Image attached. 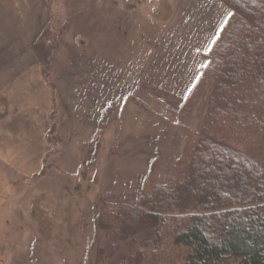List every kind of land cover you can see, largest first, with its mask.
I'll return each mask as SVG.
<instances>
[{
    "label": "rangeland",
    "instance_id": "1",
    "mask_svg": "<svg viewBox=\"0 0 264 264\" xmlns=\"http://www.w3.org/2000/svg\"><path fill=\"white\" fill-rule=\"evenodd\" d=\"M46 6L50 22L34 47L42 68L48 63L43 74L55 97L50 49L65 35L87 42L81 58L69 47L58 53L71 88L62 100L89 115L70 118L60 133L56 123L67 110L51 107L58 121L49 122L47 151L34 175L0 161V264H101L97 254L110 238L104 206L134 202L150 181L164 183L182 168L201 101L186 98L195 86L199 95L209 89L197 86V77L210 38L231 10L221 0H46ZM121 6L137 9L133 22ZM169 224L167 218L161 228ZM142 236L133 240L143 243ZM130 238L122 237L103 264H118Z\"/></svg>",
    "mask_w": 264,
    "mask_h": 264
},
{
    "label": "trees",
    "instance_id": "2",
    "mask_svg": "<svg viewBox=\"0 0 264 264\" xmlns=\"http://www.w3.org/2000/svg\"><path fill=\"white\" fill-rule=\"evenodd\" d=\"M221 1L234 16L198 74L209 89L186 98L201 101L183 166L134 202L104 206L101 264L138 232L143 243L131 241L118 264H264V0Z\"/></svg>",
    "mask_w": 264,
    "mask_h": 264
},
{
    "label": "crops",
    "instance_id": "3",
    "mask_svg": "<svg viewBox=\"0 0 264 264\" xmlns=\"http://www.w3.org/2000/svg\"><path fill=\"white\" fill-rule=\"evenodd\" d=\"M124 9L130 13L128 17L133 22L137 9L121 6L118 11L124 15ZM50 17L51 11L46 6V0H0V161L20 175H34L40 168L47 151L45 131L49 122L55 125V120L58 121V116L51 119L52 100L59 109L67 110L56 123L60 133L61 129L65 130L70 118L72 122L76 118L84 120V114L87 113L77 105L62 100L71 88L69 83L63 82L67 80V64L59 58L58 52L61 48L69 47L81 58L85 55L83 52L88 43L84 41L85 45L81 44L77 37L71 38V42L65 39V35L53 50L50 79L55 86V97L36 56L35 44L49 24ZM64 39L68 42H63ZM80 88L76 87L83 92ZM62 142L67 144L69 137L65 141L63 137Z\"/></svg>",
    "mask_w": 264,
    "mask_h": 264
},
{
    "label": "snow or ice",
    "instance_id": "4",
    "mask_svg": "<svg viewBox=\"0 0 264 264\" xmlns=\"http://www.w3.org/2000/svg\"><path fill=\"white\" fill-rule=\"evenodd\" d=\"M234 16V13L232 12H226L223 18L221 19L217 30L214 32V39L210 38V44H215L221 37V34L225 31V29L229 26L230 21L232 17ZM211 50V49H209Z\"/></svg>",
    "mask_w": 264,
    "mask_h": 264
}]
</instances>
